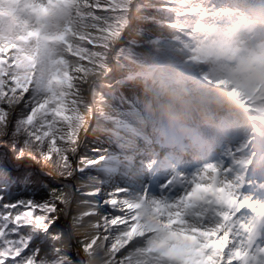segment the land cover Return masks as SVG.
Returning <instances> with one entry per match:
<instances>
[{
    "label": "snow or ice",
    "instance_id": "snow-or-ice-1",
    "mask_svg": "<svg viewBox=\"0 0 264 264\" xmlns=\"http://www.w3.org/2000/svg\"><path fill=\"white\" fill-rule=\"evenodd\" d=\"M200 10L186 0H20L18 15L0 18V264H74V235L85 237L83 264H264V181L250 183L232 153L172 175L157 195L95 171L102 156L74 159L103 115L102 78ZM117 99L125 114L104 135L127 148L150 120L131 92ZM32 162L64 187H42L27 175ZM88 171L97 175L72 184Z\"/></svg>",
    "mask_w": 264,
    "mask_h": 264
},
{
    "label": "rangeland",
    "instance_id": "rangeland-1",
    "mask_svg": "<svg viewBox=\"0 0 264 264\" xmlns=\"http://www.w3.org/2000/svg\"><path fill=\"white\" fill-rule=\"evenodd\" d=\"M253 1L254 0H211L210 4L202 5L198 3V0H186L187 4L195 5L198 9L206 10H200L195 15L190 14L187 17L188 23L183 26H179L173 30H162L152 41L147 42L142 47L136 49L134 56L122 65L121 69L124 74L107 81L105 87H98V94L104 96L105 99L103 109L113 107L119 112V116L123 119L127 105L121 104L117 99V94H122L127 97L125 93V88L127 87L125 84V86L122 83L119 84L120 78L130 76L129 81L132 83H141L142 87H146L148 82L144 76L143 69L146 66L150 54L161 50H168L179 53L186 63L197 68L203 80H208L212 83L226 81L232 89L238 90L242 94L245 93V97L248 99L249 103L251 102L250 106L253 109H256V113L252 112V119L255 121L256 126V130L254 131L255 139L260 147L258 151H254L253 148L248 145V142L251 139V132L244 129L242 126L240 129L241 131L234 130L231 132L229 140L219 137L216 138L215 135L212 137H204V143H196L195 146L193 145L196 148V151L188 153L185 149L187 146V142L184 143L185 140L181 141L183 139H180V141L177 142L178 144L180 143L178 145L176 141H174V138L171 137V133L166 134L164 137L163 134H160V137L156 134L157 137L150 140L151 144L148 146L146 144V146L142 148L145 149L147 156L145 155L142 158L141 163L144 164H140L142 167L140 170L141 172L138 174L140 191H142L143 187L147 185L150 192L153 195H157L160 186L174 175L171 172L167 173V175H165L166 177L157 181L156 178L153 177H156L159 173V167L174 166V169L176 170L175 174L180 173L190 176L194 175L207 163H222L220 157L224 151H228L237 156L241 162H244L243 165L250 164L255 157V153L258 157L257 165L261 163V157L264 158V97L262 94L258 93L259 91L257 89L260 87L259 85L261 83H259L260 81L256 78L255 73H251L253 69L246 68V64H240V60L237 58L239 55L238 50L245 49L244 43L242 42L245 35L240 34V32L250 35V38L253 37L251 40V42L253 41L252 43H257V39L261 41L263 45L257 46H259V55L264 57V24L262 23L261 18L258 15H255V11H253L256 8L253 6ZM17 3H20V0H17ZM255 4L258 6L259 1ZM262 6L264 7V0ZM240 43L243 44H241L240 47H237ZM235 49L236 51L233 53L232 51ZM263 57H257L256 61L259 59L258 64L255 59H250L249 63H253L255 66H260L259 63H261V66L263 67L262 69H264ZM111 74H113V71L107 75L110 76ZM241 77L253 80V87L247 91H243L235 82ZM106 87H110V89L106 90ZM112 89H115V92L111 91ZM116 101L118 104H115ZM212 101L214 100H211L210 102ZM225 106L226 105H222V107ZM148 118L151 120V117ZM200 120L203 122L202 118H200ZM167 130L168 132H171L169 128H164L163 131ZM240 134L242 135L241 140L238 139ZM99 137L100 136H98V138ZM172 140L173 144L170 142ZM213 141L216 142L210 145ZM0 142L2 141L0 140ZM197 145H199L198 147H201L197 148ZM193 146L191 145L188 147ZM99 147L100 148L98 149L101 152V156L110 157L108 154L109 149L106 145H99ZM213 148L216 149L212 150ZM190 150L192 149H189V151ZM176 154H179V157H177ZM74 159L76 160V156ZM243 168H245V166H243ZM29 169L27 175L39 178L42 187L45 189L50 187H64V184L61 183V181H58L60 179L53 176L52 170L49 167L43 166L41 163L32 162L29 165ZM261 170L258 169L259 172H261ZM244 171L247 174L245 169ZM36 172L39 174H36ZM248 176L250 177L249 182L252 184L262 182L258 177H254L251 172ZM20 196L23 198L34 196L39 199V195L32 193L30 189L27 190V195H25V191L21 189ZM47 198V196L44 197V199ZM73 215L75 214H70L69 217L67 216L63 222L68 227L69 225H72ZM66 220H69L68 224L66 223ZM57 231H63V226L58 228ZM83 239V237H80L77 240L78 246V241ZM121 251H125V249H122ZM70 255L75 264L76 262L72 253H70ZM84 255L86 256L85 253ZM117 256H119V254H117Z\"/></svg>",
    "mask_w": 264,
    "mask_h": 264
},
{
    "label": "bare ground",
    "instance_id": "bare-ground-1",
    "mask_svg": "<svg viewBox=\"0 0 264 264\" xmlns=\"http://www.w3.org/2000/svg\"><path fill=\"white\" fill-rule=\"evenodd\" d=\"M254 1L255 3L259 1L260 4H258L257 6V4L254 3ZM254 1H253V6H255L256 8L253 11H255V15H258L261 18L262 23L264 24V7H262L263 0H258V1L254 0ZM240 34L245 35L244 37L245 39L243 38V41H242L244 43L245 49L238 50L239 55L237 58L240 60L239 61L240 64H243V65L246 64V68L253 69V71L252 72L250 71V72L255 73L256 78H258V80L260 81L259 83H261L259 85L260 87L257 88L259 91L258 93L262 94V96L264 97L263 95L264 94V69H262L263 67L261 66V63H259L260 66H257V65L255 66L253 65V63H249L250 59H253V60L255 59L256 61L257 57L258 58L263 57L262 55H259L260 54V51H258L259 46H257V45L262 46L263 44L258 39L257 41L259 43L258 42L252 43L253 41L251 42V40L253 39V37L250 38V35H247L244 32H240ZM243 43L238 44L237 47H240L241 44ZM235 51L236 49L233 50L232 52L234 53ZM258 60L256 61L257 64L259 62ZM122 74H124L122 69L114 68L113 74H111L110 76L106 75L105 77H103L101 82L98 84V87L99 88L101 86L105 87V85H107V81L113 79L114 77L117 78L118 76ZM129 77L130 76H126L125 78H120L119 84L122 83L123 85L124 84L126 85L127 87L125 88L127 89V91L125 92L126 95L128 96L129 92H131L133 94L134 99L141 101L142 107H143V110L146 116L151 117L152 104L149 103L146 100V97L140 92H138L136 88L132 87L133 84H139V85H142V84L132 83L131 81H129ZM204 82L207 85V89L203 93H201L198 102L195 100L193 101V104L196 105V111L198 114V118L199 119L202 118L203 123L205 125L215 129L216 138L219 137V138H225L229 140V137L232 131L234 130L241 131L240 130L241 126L244 127V129L251 132L250 133L251 139L249 140L248 145L251 146L254 151H258L260 147L258 146L257 141L255 139L254 131L256 130V126H255V121L252 119V116H253L252 112L256 113V109H253L250 106L251 102L249 103L248 99L245 97L246 94L243 93L244 94V97H243V94L240 91L232 89L226 81H223L220 83H212L211 81L204 80ZM108 89H110V87H106V90ZM208 98L210 100H214V102H209ZM225 98H227V100ZM228 101H231L235 105V108H236L235 111L231 110L230 108L226 106L222 107V105H226ZM115 104H118V102L116 101ZM119 115H120L119 112L116 111L112 107L108 109H103V115H96L94 117L92 121V125L90 126L89 130L84 133L83 142L81 143V146H80L82 149H84V151L83 152L79 150L77 151L76 163L78 164L82 157L87 158V159H92V160L96 159L98 156H101V152L100 151L94 152L93 149L100 148L99 145H102V146L106 145L109 149L108 154L110 155V157H104V160L102 161V167L97 168L95 171H100V172H103L105 175L111 176L113 180L117 183H119L122 180L125 182L131 183L134 188V191H140V184L138 183L139 182L138 174L141 172L140 171L142 169L141 165L144 164V163H141L142 158L146 155L145 149H142V148H144L146 144L147 146L151 144L150 140L152 138H156L157 137L156 134H158V136L160 134H163V137H164L166 134L171 133L172 136L171 135L170 136L174 138V141H176V143L179 142L180 139H183L181 141L185 140L184 143L187 142V146L185 147V149L187 150L186 151L187 153L196 151V148L194 147L196 143L197 144L198 142L204 143L203 142L204 137H201L198 134H194L191 137V140H188L185 137L178 135L173 130H170L171 132H168V130L163 131L164 128H167V127H165L164 125H157L151 119L150 122L145 125L142 135L138 138L135 144L131 147L126 148L122 144H118L112 140H109L107 136L104 135L107 128L111 127L117 120L122 119V117H120ZM241 134L238 138L239 140H241L242 138ZM98 136L100 137L98 138ZM170 142L173 144V140ZM214 142L216 141H213L210 145L214 144ZM191 145L192 146L194 145V146L188 147ZM210 145H209V148H210ZM198 146L199 145H197V148L201 147V146L200 147ZM189 149H192V150L189 151ZM215 149L216 148H213L212 150H215ZM176 156L179 157V154H176ZM257 162H258V157L256 153H255V157L253 158L251 164L243 165L244 162H242V165L245 166V168L243 169L247 171L248 175L251 172L254 177H258V176H255V174H257L258 171L254 169V166ZM174 168H175L174 166H164L163 168L159 167V170H158L159 173L156 175V177H153V178H156V180L159 181L161 178L166 177L165 175H167V173L171 172L172 174H175L176 170ZM95 171H88L86 175L81 174V173H76V176L78 177V179L72 181V184L78 185L81 179L84 182H86L89 175H97ZM36 174H39V173L36 172ZM70 214H76L74 205L69 209L68 217L70 216ZM85 219L86 221L94 220V218H85ZM68 221L69 220H66L67 224H68ZM69 227H71V225H69ZM80 237L85 238L83 235H80V236L74 235L73 241H72V243L76 245V248L72 250L71 252L76 262L75 264H83V261L87 259L83 251L81 250V248L77 245V240Z\"/></svg>",
    "mask_w": 264,
    "mask_h": 264
},
{
    "label": "clouds",
    "instance_id": "clouds-1",
    "mask_svg": "<svg viewBox=\"0 0 264 264\" xmlns=\"http://www.w3.org/2000/svg\"><path fill=\"white\" fill-rule=\"evenodd\" d=\"M19 12L20 3L17 0H0V18L11 19ZM143 72L147 86L133 84L132 87L152 104L151 119L157 125H164L188 140L194 134L201 137L215 135V129L198 118L196 105L193 104L207 89L197 68L186 63L179 53L161 50L150 54ZM235 82L243 91L254 85V81L246 77ZM226 107L236 110L231 101L226 103Z\"/></svg>",
    "mask_w": 264,
    "mask_h": 264
},
{
    "label": "trees",
    "instance_id": "trees-1",
    "mask_svg": "<svg viewBox=\"0 0 264 264\" xmlns=\"http://www.w3.org/2000/svg\"><path fill=\"white\" fill-rule=\"evenodd\" d=\"M0 140L2 141V140H3V138H0Z\"/></svg>",
    "mask_w": 264,
    "mask_h": 264
}]
</instances>
